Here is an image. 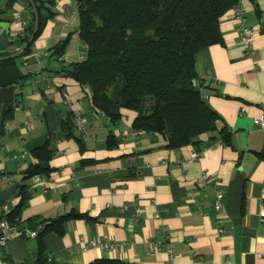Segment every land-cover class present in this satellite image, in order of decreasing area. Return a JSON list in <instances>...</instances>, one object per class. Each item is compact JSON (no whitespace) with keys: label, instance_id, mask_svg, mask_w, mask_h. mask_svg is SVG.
Here are the masks:
<instances>
[{"label":"crops","instance_id":"0c3cea01","mask_svg":"<svg viewBox=\"0 0 264 264\" xmlns=\"http://www.w3.org/2000/svg\"><path fill=\"white\" fill-rule=\"evenodd\" d=\"M50 1L54 15L25 63H18L29 77L15 87L16 100L8 109L13 117L1 124L7 110L0 116V216L19 204L15 189L23 184L31 194L21 221L69 211L87 215L67 220L61 235L45 233V252L57 264L100 258L115 264H264V128L253 123L264 118V0H242L238 6L244 27L254 31L250 46L239 36L232 9L220 19L222 40L195 55L199 78L212 88L206 102L220 117L216 130L199 135V151L191 144L165 149L148 134L134 132L132 111L122 112L119 126H109L83 88L56 72L61 63L82 60L85 49L76 0ZM8 13L10 36L23 29L30 14L21 1ZM67 36L62 56H51L50 49ZM20 48L9 44L6 58ZM78 110L86 119L82 128L75 118ZM66 119L82 138V152L78 140L61 129ZM223 127L231 132L230 144L220 134ZM111 132L119 143L106 149ZM46 141L54 149L52 172L39 181L23 179L22 172L35 162L31 149ZM81 159L96 162L79 167ZM202 173L208 177L204 182ZM215 186L222 191L220 211L213 207ZM220 227L224 233H218ZM92 239L114 246L87 247ZM156 240L162 243L152 247ZM23 242L24 262L32 263L36 241Z\"/></svg>","mask_w":264,"mask_h":264},{"label":"trees","instance_id":"16d2710c","mask_svg":"<svg viewBox=\"0 0 264 264\" xmlns=\"http://www.w3.org/2000/svg\"><path fill=\"white\" fill-rule=\"evenodd\" d=\"M16 1L24 3L30 20L23 33L10 44L21 47L15 56L3 58L6 66L19 65L30 54L31 46L54 15L50 0H6L0 6V20L11 21L10 11ZM242 0H76L79 18V37L85 56L78 62L61 63L56 72L70 77L81 86L92 108L102 113L115 128L121 124L122 112L132 111L134 132L148 134L165 149H177L191 144L199 151V135L216 130L219 115L202 101L201 89L210 83L199 78L195 70L196 53L222 40L220 19L238 7ZM69 36L51 49V56L59 58ZM5 55V54H4ZM22 73L20 79H27ZM13 117L7 110L1 124ZM66 137L82 138L70 119L61 124ZM223 140L230 144L231 132L223 127ZM77 135L78 137H76ZM119 140L111 133L106 149L114 148ZM35 159L22 172L23 179H43L52 172L50 160L54 149L50 142L30 151ZM81 159L79 167L95 164ZM28 185H17L19 204L3 213L9 225L18 230H38L35 264H57L45 252L44 235L53 231L63 234L64 224L72 217L88 219L85 214L65 212L54 218L31 217L21 221V208L31 194ZM0 216V218H1ZM28 237H24L23 241ZM3 252L6 254L5 250ZM7 258L9 256L6 254ZM116 260L96 259L88 264H115Z\"/></svg>","mask_w":264,"mask_h":264},{"label":"built area","instance_id":"2783aa9c","mask_svg":"<svg viewBox=\"0 0 264 264\" xmlns=\"http://www.w3.org/2000/svg\"><path fill=\"white\" fill-rule=\"evenodd\" d=\"M234 17H235V21L238 25L237 30H238L239 36L241 37V40L247 46H250L251 45V39H252L253 34H254L253 29H247L244 27L245 19L242 16L241 11L238 7L234 8ZM21 33H23V29L19 30L14 35H10L9 36L10 41H14V39L17 37V35H20ZM3 58H6V56L4 54H0V60H2ZM23 63H25V62H23ZM75 118H77L78 127L82 128L85 126L86 119L83 117L81 110L76 111ZM253 123L255 126H257L259 128H264V118L263 117L254 118ZM25 154L26 153L23 152L22 156H24ZM207 178H208L207 174L202 173V175L200 177V181L204 182ZM36 181H39V180L36 179ZM214 193H215V197L213 200V207H214L215 211H220L222 208V191H221L220 187L215 186ZM5 209L7 210L6 207H5ZM139 215H140V209H139V207H137L134 210L133 219L135 221L138 220ZM260 215L262 217H264V210L260 212ZM42 228H43V225H40L37 227L38 230L42 229ZM38 230L27 229L25 236L28 238H35ZM19 231L20 230L11 227L9 225V223L7 222V220L5 219V217L1 216V218H0V264H14L13 260L11 258H9V259L7 258L6 254L3 252V249L5 250V245L9 240L16 238ZM217 231L219 234H221V233L225 232V229L220 227ZM161 243H162L161 240H156V241L151 242L150 244L153 247V246L159 245ZM113 246H114V243H112V241H100V240H96V239H92L87 243V247H95V248L98 247L101 249L102 248L103 249H108V248L110 249ZM168 253H169V260L171 261V255H170L171 250L170 249H168ZM22 264H35V263L34 262H32V263L23 262Z\"/></svg>","mask_w":264,"mask_h":264},{"label":"water","instance_id":"95a60500","mask_svg":"<svg viewBox=\"0 0 264 264\" xmlns=\"http://www.w3.org/2000/svg\"><path fill=\"white\" fill-rule=\"evenodd\" d=\"M9 28L10 24L8 21L0 20V54H5L8 45L11 43ZM20 77L21 71L18 65L6 66L0 60V116L10 109L15 102V87L18 85ZM211 92L209 89H201L202 101L205 102L206 97ZM232 141L234 142V140ZM5 252L13 260L14 264H22L26 256V244L18 239L9 240L5 245Z\"/></svg>","mask_w":264,"mask_h":264},{"label":"bare ground","instance_id":"6f19581e","mask_svg":"<svg viewBox=\"0 0 264 264\" xmlns=\"http://www.w3.org/2000/svg\"><path fill=\"white\" fill-rule=\"evenodd\" d=\"M25 235H26V230L23 229V230L19 231V233H18V235L16 236L15 239L23 241Z\"/></svg>","mask_w":264,"mask_h":264},{"label":"rangeland","instance_id":"374dc122","mask_svg":"<svg viewBox=\"0 0 264 264\" xmlns=\"http://www.w3.org/2000/svg\"><path fill=\"white\" fill-rule=\"evenodd\" d=\"M4 3V1H0V6ZM6 15H9L8 11L5 12Z\"/></svg>","mask_w":264,"mask_h":264}]
</instances>
